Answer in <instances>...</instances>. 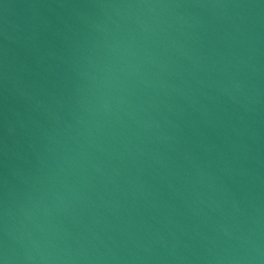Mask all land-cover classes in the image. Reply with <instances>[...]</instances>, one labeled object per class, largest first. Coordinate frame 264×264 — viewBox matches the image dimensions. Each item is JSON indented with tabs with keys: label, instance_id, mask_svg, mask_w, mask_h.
Instances as JSON below:
<instances>
[{
	"label": "water",
	"instance_id": "water-1",
	"mask_svg": "<svg viewBox=\"0 0 264 264\" xmlns=\"http://www.w3.org/2000/svg\"><path fill=\"white\" fill-rule=\"evenodd\" d=\"M0 264H264V0H0Z\"/></svg>",
	"mask_w": 264,
	"mask_h": 264
}]
</instances>
